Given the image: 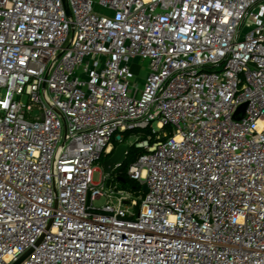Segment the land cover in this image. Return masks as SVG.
Masks as SVG:
<instances>
[{
  "label": "built area",
  "instance_id": "obj_1",
  "mask_svg": "<svg viewBox=\"0 0 264 264\" xmlns=\"http://www.w3.org/2000/svg\"><path fill=\"white\" fill-rule=\"evenodd\" d=\"M67 4L0 0V264H264V0Z\"/></svg>",
  "mask_w": 264,
  "mask_h": 264
},
{
  "label": "trees",
  "instance_id": "obj_2",
  "mask_svg": "<svg viewBox=\"0 0 264 264\" xmlns=\"http://www.w3.org/2000/svg\"><path fill=\"white\" fill-rule=\"evenodd\" d=\"M144 131L146 130H142L141 133H145ZM131 135V132H127L126 133V138H129V136ZM119 144L116 143V147ZM144 153V149L137 147L136 145H131L128 147V153H127V157L125 162L122 164V166L118 169V171L121 173V176L125 178V181L123 182L126 188L132 189L136 192L137 196H140L143 193V186L140 185L138 182H136L135 180H132L128 174H127V170L128 167L130 166V164H132L134 161H136L138 159V157ZM112 155V154H111ZM111 155H105L101 158L100 162L103 164L104 161H106Z\"/></svg>",
  "mask_w": 264,
  "mask_h": 264
},
{
  "label": "water",
  "instance_id": "obj_3",
  "mask_svg": "<svg viewBox=\"0 0 264 264\" xmlns=\"http://www.w3.org/2000/svg\"><path fill=\"white\" fill-rule=\"evenodd\" d=\"M67 9L68 14H70V9L69 6L67 4V0H63ZM132 71L134 73H138L139 72V65L134 64L132 66ZM128 144L126 143H122L120 145H118L114 151V153L103 163V167L105 168V170L108 173H111L112 170L114 169H118L122 166V164L125 162L126 157H127V153H128ZM120 181L124 182L125 178L124 177H119ZM143 190L145 192L148 191V187L147 185H145L143 187ZM32 252V250H30L28 253H26L24 256H22L17 262H15L14 264H20L30 253Z\"/></svg>",
  "mask_w": 264,
  "mask_h": 264
},
{
  "label": "rangeland",
  "instance_id": "obj_4",
  "mask_svg": "<svg viewBox=\"0 0 264 264\" xmlns=\"http://www.w3.org/2000/svg\"><path fill=\"white\" fill-rule=\"evenodd\" d=\"M139 62H141L142 63V66H143V72H142V75H140V78H142V79H144V77H145V75L147 74V72H148V70H149V60H146V59H144V60H142V59H137ZM143 85V84H142ZM154 127H155V129L158 131V132H160V133H162V131L158 128V125L155 123L154 124ZM145 133H141V139H144V138H146L147 136H148V134H150L152 131H151V129H148V130H146V131H144ZM124 140L126 141V143L130 146V142H133V143H135L137 140H136V135H134V134H132L131 133V138H130V136H129V138H126V134H125V138H124ZM133 145H135V144H133ZM96 169H99V170H96L95 172H94V175H93V180L95 181V182H99L100 181V178H101V170H105V168L103 167V164L101 163V162H98L96 165ZM120 187H125V185H124V183L123 182H120ZM126 188V187H125ZM107 202V199L106 198H101V199H99V200H97V201H95V206L96 207H101V206H103L105 203ZM140 204H141V200L139 199V206H140ZM139 206H137V207H134V206H132L131 207V209H132V211H134V212H138V210H139Z\"/></svg>",
  "mask_w": 264,
  "mask_h": 264
}]
</instances>
